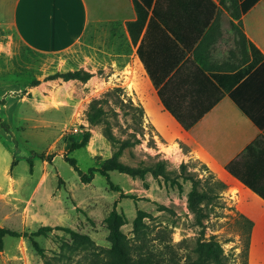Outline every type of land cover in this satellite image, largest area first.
<instances>
[{
    "label": "rangeland",
    "instance_id": "obj_1",
    "mask_svg": "<svg viewBox=\"0 0 264 264\" xmlns=\"http://www.w3.org/2000/svg\"><path fill=\"white\" fill-rule=\"evenodd\" d=\"M15 2L0 0V96L7 101L0 109V227L19 234L0 238V264H116L111 221L135 264H264V221L242 213L205 165L159 150L137 108L134 69L116 56L127 46L115 42L109 24L66 52L45 53L18 34ZM77 70L89 78L64 77ZM116 151L126 164L161 166L164 174L114 170L112 184L100 173L84 182L68 161L87 171ZM247 210L264 208L252 201ZM140 211L156 237L144 250L135 240ZM215 241L221 262L203 249Z\"/></svg>",
    "mask_w": 264,
    "mask_h": 264
},
{
    "label": "crops",
    "instance_id": "obj_2",
    "mask_svg": "<svg viewBox=\"0 0 264 264\" xmlns=\"http://www.w3.org/2000/svg\"><path fill=\"white\" fill-rule=\"evenodd\" d=\"M211 1L153 0L137 42L127 25L138 17L135 0H16L12 22L45 53L85 43L108 23L127 46L116 56L134 69L135 100L159 150L205 165L258 223L264 211L247 209L252 201L264 208V197L227 167L264 193V0L239 16L230 0Z\"/></svg>",
    "mask_w": 264,
    "mask_h": 264
},
{
    "label": "trees",
    "instance_id": "obj_3",
    "mask_svg": "<svg viewBox=\"0 0 264 264\" xmlns=\"http://www.w3.org/2000/svg\"><path fill=\"white\" fill-rule=\"evenodd\" d=\"M208 1L210 3H212L211 0H208ZM221 1L223 2L224 0H221ZM257 1L258 0H230V6L233 8V14L235 16H239V15H241V13L246 12ZM152 3H153V0H135L136 8L138 11V17L134 21H128L127 22L128 28L131 31L132 38H133L134 42H137L138 37H139L141 31L143 30L145 23L147 22V19L149 16V10L148 9L152 6ZM156 4H157V2H156ZM154 16H155L154 14L151 15L149 22L154 19ZM135 27H137V28H136V30L133 31V29H135ZM138 54L140 55L139 48H138ZM64 77L66 79H71V78L87 79V78H89L88 75H85V76L82 75L81 70L67 72L64 74ZM152 80H153L155 86L158 87L156 80L153 78H152ZM137 108L138 109L141 108L140 112L142 115H144L143 107L140 106ZM97 118H98L97 113L90 115V119L92 121H95ZM6 127H7V125H6ZM107 134H108L110 140H112V141L115 140V136L109 128L107 129ZM87 140H88V135H86L84 137V139L80 142L75 141L72 144V148H79V147L83 146L87 142ZM39 156L43 157L44 154L40 153ZM28 161L30 162V164H32L31 159H28ZM68 161L78 170V173L84 182L91 181L94 178L96 173H100L102 175L107 176V179L112 184V182L109 178V173L111 171H114V170L119 171V172H123V173H127V174H130L132 176H143L144 174H146L149 171H152V172L154 171V174H156V175L164 174L162 169H161V166H159L157 169H155L151 165H144L142 167H139V166L136 167V166H131L129 164H126L125 162H123L120 159V153L118 151L114 152L112 154V156L107 158L100 166L90 167L87 171H83L78 167L75 158L70 157L68 159ZM227 168L232 174H234L235 176L240 178L245 184L250 186L254 191L258 192L259 194H261L264 197V195H263L264 193L262 191H259L251 183H249L246 179L241 177V175L237 174L233 170L231 165H228ZM199 194L202 195L201 193H199ZM202 196H204V194ZM145 215H146V212L140 211L138 213L137 218L135 219V222H134L135 240L139 242L138 245H139L140 250L148 249L149 248V242L156 238V237L155 238L150 237L151 231L149 230V226L146 225L143 221V218ZM116 217L118 218L117 215H116ZM163 231H164L163 229L160 230V232H163ZM5 234L18 235L19 233L17 231H14V230H11V229H8L5 227H0V238H2ZM111 237L113 239L114 246H115V249L117 250V254L119 257L116 264H135V262L133 261L132 254L130 252V247L128 246V240H127L126 236L120 230L118 223L116 224L113 221H111ZM159 237H161V235ZM203 249L205 251V255H206L207 259L208 258L209 259H215V260L221 262V257H220L221 247L217 241L212 242V243L203 244ZM175 262H177V261H175Z\"/></svg>",
    "mask_w": 264,
    "mask_h": 264
},
{
    "label": "water",
    "instance_id": "obj_4",
    "mask_svg": "<svg viewBox=\"0 0 264 264\" xmlns=\"http://www.w3.org/2000/svg\"><path fill=\"white\" fill-rule=\"evenodd\" d=\"M6 99H4L2 96H0V109L4 106V105H6Z\"/></svg>",
    "mask_w": 264,
    "mask_h": 264
}]
</instances>
